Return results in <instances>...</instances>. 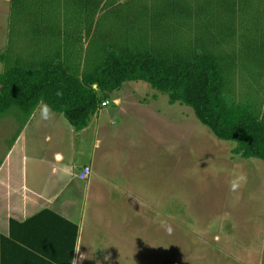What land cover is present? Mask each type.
<instances>
[{"label":"rangeland","instance_id":"1","mask_svg":"<svg viewBox=\"0 0 264 264\" xmlns=\"http://www.w3.org/2000/svg\"><path fill=\"white\" fill-rule=\"evenodd\" d=\"M58 4L59 8L32 11L12 7L8 48L20 37V52L34 60L39 59V52L69 49L71 54L64 60L71 70L80 66L88 71L99 64L108 47L137 50L153 42L169 45L166 51L195 47L198 51L197 38L202 41L206 30L205 25H189L187 20L184 30L177 17L165 19V8L179 15L170 0L109 2L99 8L94 2L85 8L66 0ZM80 18L88 24L87 41L63 33L68 26L79 28ZM40 20L47 22V32L26 31ZM17 27L20 33H15ZM234 28L241 35L248 31L242 25ZM236 45L217 49L223 64V92L230 101L257 112L264 107V63H258L257 50L244 52L239 36ZM3 67L0 59V71ZM119 91L157 99L147 107L151 113L159 110L157 114L169 121L170 178L152 179L145 201L113 192L86 201L80 239V249L86 254L83 264H264V160L233 154V140L215 136L190 106L170 103L167 93L145 80L123 81ZM113 96L109 95L111 107ZM12 109L0 115V162L22 128L20 116ZM165 126L161 124L163 135ZM152 129L161 134L156 127ZM239 173L246 174V183L230 191L229 181Z\"/></svg>","mask_w":264,"mask_h":264},{"label":"crops","instance_id":"2","mask_svg":"<svg viewBox=\"0 0 264 264\" xmlns=\"http://www.w3.org/2000/svg\"><path fill=\"white\" fill-rule=\"evenodd\" d=\"M66 1L75 3L74 7L80 8L94 2L95 7L99 8L109 2L115 5L129 0ZM58 2L65 0H0V52L6 50L10 44L8 17L12 7L32 11L46 7L59 8ZM170 2L173 8L178 9L179 15L173 16L165 8L162 13L165 19L177 17L178 25L184 30L185 20L189 25H205L203 40L219 41L220 49L237 46L236 40L239 36L244 52L257 50L258 63H264V0ZM80 21L79 28L68 26L63 33L87 41V21L82 18ZM33 23L36 25L26 31L38 34L48 31L45 27L46 21ZM239 25H242L243 30L248 28V31L242 35L236 33L234 26ZM16 32L20 33L21 28L17 27ZM21 40L20 37L15 38L10 57L19 56L25 59L26 55L20 52ZM200 41L201 38L198 37L197 45ZM149 46L163 50H167L165 47L170 48L169 45L157 46L153 42ZM59 50L61 49L56 48L49 52H39L38 55L41 57L51 53L64 58L71 54L69 49L65 52ZM76 70L81 75L84 69L78 66ZM133 84L138 88L143 87L139 83ZM119 87L108 92L106 96L109 99V95L114 94V106L106 104L99 107L90 115L87 125L80 129H75L62 112L51 109L43 101L37 103L0 162V234H9V218L23 221L43 208L50 209L77 224L71 264H83L86 254L80 249V239L86 201L105 192L122 193L134 201H145L152 179L170 178L169 121L157 114L159 110L151 113L147 107L149 101L156 102L157 99L133 97L132 92H120ZM45 105L54 113L51 119L42 117L41 110ZM181 112L183 115L184 111ZM257 113L264 116V107ZM154 121L158 123L154 124ZM161 124H166L165 135L162 134L164 131ZM152 127L159 129L157 131L161 134H154ZM144 134L153 142H147L148 137L140 139ZM84 165H90L91 170L86 177H80L79 171ZM55 232L53 227L50 235ZM11 248L13 251L3 254L0 264H48L24 250ZM44 258L56 263L45 256Z\"/></svg>","mask_w":264,"mask_h":264},{"label":"trees","instance_id":"3","mask_svg":"<svg viewBox=\"0 0 264 264\" xmlns=\"http://www.w3.org/2000/svg\"><path fill=\"white\" fill-rule=\"evenodd\" d=\"M220 45L219 41L202 40L198 51L197 47L180 51L150 46L137 50L108 47L99 64L81 75L71 70L65 57L62 60L49 53L36 60L24 56L23 60L10 57L9 47L0 52L4 61L0 115L14 106L12 112L23 124L43 101L80 129L108 92L124 80L142 79L167 93L170 103L179 101L190 106L215 136L233 140L232 153L264 160V116L226 98L221 52L217 51ZM53 227L56 232L50 235ZM77 229L76 223L47 208L23 221L9 218V234H0V259L15 247L48 264L53 263L44 256L55 264H71Z\"/></svg>","mask_w":264,"mask_h":264},{"label":"clouds","instance_id":"4","mask_svg":"<svg viewBox=\"0 0 264 264\" xmlns=\"http://www.w3.org/2000/svg\"><path fill=\"white\" fill-rule=\"evenodd\" d=\"M59 95V93H58ZM42 117L44 119H51L54 113L48 106H44L41 110ZM246 183V174L239 173L235 175L230 181H229V190L230 191H237L239 188H241Z\"/></svg>","mask_w":264,"mask_h":264},{"label":"built area","instance_id":"5","mask_svg":"<svg viewBox=\"0 0 264 264\" xmlns=\"http://www.w3.org/2000/svg\"><path fill=\"white\" fill-rule=\"evenodd\" d=\"M108 103H109L108 98L101 100L100 104L97 106V109H99V107H102ZM90 170H91L90 165H84L79 171V176L86 177L89 174Z\"/></svg>","mask_w":264,"mask_h":264},{"label":"water","instance_id":"6","mask_svg":"<svg viewBox=\"0 0 264 264\" xmlns=\"http://www.w3.org/2000/svg\"><path fill=\"white\" fill-rule=\"evenodd\" d=\"M93 86L95 87L96 86V83H94Z\"/></svg>","mask_w":264,"mask_h":264}]
</instances>
